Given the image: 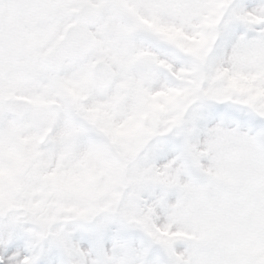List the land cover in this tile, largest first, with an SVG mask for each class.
Masks as SVG:
<instances>
[{"label": "snow or ice", "instance_id": "obj_1", "mask_svg": "<svg viewBox=\"0 0 264 264\" xmlns=\"http://www.w3.org/2000/svg\"><path fill=\"white\" fill-rule=\"evenodd\" d=\"M0 264H264V0H0Z\"/></svg>", "mask_w": 264, "mask_h": 264}]
</instances>
